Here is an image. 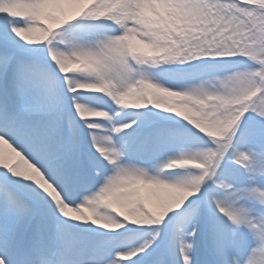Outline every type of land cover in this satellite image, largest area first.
<instances>
[{
  "label": "snow or ice",
  "instance_id": "obj_1",
  "mask_svg": "<svg viewBox=\"0 0 264 264\" xmlns=\"http://www.w3.org/2000/svg\"><path fill=\"white\" fill-rule=\"evenodd\" d=\"M0 264H264V0H0Z\"/></svg>",
  "mask_w": 264,
  "mask_h": 264
}]
</instances>
